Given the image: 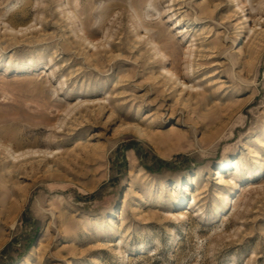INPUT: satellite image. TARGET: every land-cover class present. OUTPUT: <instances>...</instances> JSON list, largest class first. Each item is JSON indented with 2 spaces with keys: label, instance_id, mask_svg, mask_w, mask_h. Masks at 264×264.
Listing matches in <instances>:
<instances>
[{
  "label": "rangeland",
  "instance_id": "obj_1",
  "mask_svg": "<svg viewBox=\"0 0 264 264\" xmlns=\"http://www.w3.org/2000/svg\"><path fill=\"white\" fill-rule=\"evenodd\" d=\"M256 29L264 0H0V264H264Z\"/></svg>",
  "mask_w": 264,
  "mask_h": 264
},
{
  "label": "bare ground",
  "instance_id": "obj_2",
  "mask_svg": "<svg viewBox=\"0 0 264 264\" xmlns=\"http://www.w3.org/2000/svg\"><path fill=\"white\" fill-rule=\"evenodd\" d=\"M235 1H237V0H235ZM263 2H260L259 3V5L260 4H262ZM209 6V4H207V3H205L204 4V7L203 8H207ZM225 5H219L218 7H219V9H221V8H223ZM246 6H247V4H246V2H244V3H241V5H239V8L242 10V13L243 12H245V11H250V8H248V9H246ZM199 7H201L202 8V6L201 5H199ZM200 8V9H201ZM181 9V7L180 8H172L171 9V11H173L174 13L171 15V16H175V15H178L179 17L181 16V13L180 12H178V10H180ZM183 13V12H182ZM238 13H239V11H238ZM261 13V10L260 9H258V14H260ZM250 15H251V17L252 18H250L249 19V16L250 15H245L244 16V19H243V21H242V27H240L242 30L240 31V35L242 36V35H244V33H245V30L247 29L246 28V23H248V22H252L253 20H255L256 19V16L258 15H256V14H254V13H252V12H250L249 13ZM179 17H177V25H176V27H178V26H181L183 23H182V20L181 19H179ZM184 20V19H183ZM227 22H231L230 20L229 21H227ZM256 27V26H255ZM254 27V28H255ZM253 41V42H252ZM252 41H251V45H250V47H252V48H259V47H261L262 48V50L264 49V34H263V31H259V30H255L254 31V34H253V36H252ZM251 48V49H252ZM253 50V49H252ZM256 52H254V53H256L258 56V58H259V55L261 54V52H263V51H261L260 49H256L255 50ZM239 51H237V53H238ZM253 52V51H252ZM194 72H197V71H195L194 70ZM169 73H172V72H169ZM172 76L173 77H175L176 79H177V77H176V75L174 74V73H172ZM176 83V82H175ZM184 86H186L185 84V82H183L182 83ZM186 88H188V89H194V87H188V86H186ZM132 128L134 129V131L135 132H141V126H139V125H133L132 126ZM102 145H101V143H98V145L96 146V147H101ZM46 157V156H45ZM47 159V158H46ZM222 181H219L218 183H221ZM197 200V199H196Z\"/></svg>",
  "mask_w": 264,
  "mask_h": 264
}]
</instances>
